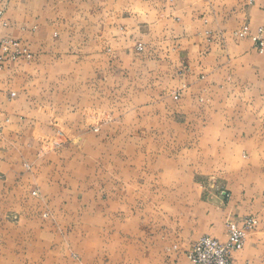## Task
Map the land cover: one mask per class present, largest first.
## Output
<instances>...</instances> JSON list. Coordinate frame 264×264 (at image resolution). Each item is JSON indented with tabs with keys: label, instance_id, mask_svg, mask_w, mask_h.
<instances>
[{
	"label": "crops",
	"instance_id": "crops-1",
	"mask_svg": "<svg viewBox=\"0 0 264 264\" xmlns=\"http://www.w3.org/2000/svg\"><path fill=\"white\" fill-rule=\"evenodd\" d=\"M260 25L264 0H0V264H189L243 215L233 258L264 264Z\"/></svg>",
	"mask_w": 264,
	"mask_h": 264
},
{
	"label": "built area",
	"instance_id": "built-area-1",
	"mask_svg": "<svg viewBox=\"0 0 264 264\" xmlns=\"http://www.w3.org/2000/svg\"><path fill=\"white\" fill-rule=\"evenodd\" d=\"M247 26L240 31V35L247 33ZM252 39L260 51L264 49V25L258 26ZM19 43L10 38H0V68L9 58H16L20 51ZM14 48V49H13ZM257 225L256 218L245 217L241 223L229 222L227 236L224 240L211 236H201L188 252L189 264H237L233 253L242 249L246 232Z\"/></svg>",
	"mask_w": 264,
	"mask_h": 264
},
{
	"label": "rangeland",
	"instance_id": "rangeland-1",
	"mask_svg": "<svg viewBox=\"0 0 264 264\" xmlns=\"http://www.w3.org/2000/svg\"><path fill=\"white\" fill-rule=\"evenodd\" d=\"M140 48V47H139ZM177 95V94H176ZM177 97V96H176ZM248 216H252V217H254V218H256L255 216H253V215H243V216H241V217H239V218H231V219H229V220H227V222H226V236H227V225H228V223L229 222H231V221H233V222H239V223H241L242 222V220L245 218V217H248ZM256 220H257V218H256ZM257 223H258V220H257ZM253 229V228H252ZM251 230V229H250ZM249 231V230H248ZM204 236V235H203ZM207 236H210V235H207ZM246 236V235H245ZM211 237H213V236H211ZM214 238H217V237H214ZM226 238V237H225ZM224 238V239H225ZM199 239V238H198ZM197 239V240H198ZM218 239H220V238H218ZM224 239H220V240H224ZM196 240V241H197ZM196 241H194V242H196ZM245 241V240H244ZM194 242L191 244V246H190V249L188 250V252L191 250V247H192V245L194 244ZM188 255V254H187Z\"/></svg>",
	"mask_w": 264,
	"mask_h": 264
}]
</instances>
